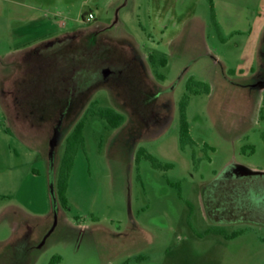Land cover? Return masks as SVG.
Returning <instances> with one entry per match:
<instances>
[{
	"label": "rangeland",
	"instance_id": "rangeland-1",
	"mask_svg": "<svg viewBox=\"0 0 264 264\" xmlns=\"http://www.w3.org/2000/svg\"><path fill=\"white\" fill-rule=\"evenodd\" d=\"M226 1L264 12V0ZM221 2L182 0L181 14L194 12L159 53L167 65L148 70L134 57L147 50L158 0H0V264H48L54 255L58 264H264L263 213L217 222L204 207V188L226 166L264 171V84L234 74L224 58L234 57L238 38L222 40ZM90 10L105 27L82 21ZM79 31L105 45L88 48L85 81L65 67L72 47L55 46L47 60L27 56ZM47 64L60 72L58 90L44 78ZM118 65L122 74L111 72ZM98 67L104 72L89 75ZM98 107L120 112L122 123L108 125ZM81 119L82 141L68 149Z\"/></svg>",
	"mask_w": 264,
	"mask_h": 264
},
{
	"label": "crops",
	"instance_id": "crops-1",
	"mask_svg": "<svg viewBox=\"0 0 264 264\" xmlns=\"http://www.w3.org/2000/svg\"><path fill=\"white\" fill-rule=\"evenodd\" d=\"M114 1L115 0H97L98 4L101 7H109L114 3ZM221 1L222 2L217 5L214 3V12L216 20L221 25V36L223 38L222 40L226 39V37L238 38L237 43L235 44V48L233 49V51H235L234 57L232 58L230 56H225L224 58L228 59V63L233 61L234 64H229L231 65L229 67H236L238 72L237 70H234V74H237L240 77L255 78L256 82H254V84H264V72H262L261 70L264 69L263 10H261L260 8L254 9L253 6L251 7L250 5H247L246 1H244V3H237V5L235 4V2L229 3L226 0ZM254 1L255 0H251L252 3H254ZM158 2L160 5L159 9H153L154 25L151 23L154 33H149L144 43V48H146L147 50L142 51L138 58L134 57L135 64L138 67L141 68L144 64H146L148 66V70L149 64L155 66L156 63L159 62L164 66L167 65L166 57L161 56L159 53H163L165 47H170L173 44L176 37L179 36L183 25L187 22H185V20L188 18L191 12H194L193 9H188L185 10V14L182 15V0H158ZM231 5L234 6L230 8ZM120 7L121 5L117 6L116 10L119 11ZM151 10L152 9L149 6L148 11L151 12ZM90 11L93 12L92 10ZM93 15L94 18L91 21L93 25H91V28L98 26H100L101 28L105 27L106 24L104 22H98V20H96L95 14ZM222 27H225V29H223ZM73 33L75 32L65 33L60 36L70 35ZM126 47L129 50L130 47ZM129 51H131V49ZM206 52L208 51L206 50ZM222 55L224 56L225 52H223ZM218 58L219 55L217 53V56L215 58H212V62L220 63V59ZM151 76L153 75L151 74ZM155 76L157 78L163 79L165 77V74L158 73L155 74ZM251 81L253 82V80ZM45 213L46 212H43V214Z\"/></svg>",
	"mask_w": 264,
	"mask_h": 264
},
{
	"label": "trees",
	"instance_id": "trees-1",
	"mask_svg": "<svg viewBox=\"0 0 264 264\" xmlns=\"http://www.w3.org/2000/svg\"><path fill=\"white\" fill-rule=\"evenodd\" d=\"M66 38H67L66 36H62L58 39H55L54 43L61 42L62 43L61 46L63 47V45H66L68 42ZM102 46L105 45L101 44V45H97L96 48H94L95 46H93V48L97 49V47H102ZM78 53L79 52L75 54V57L68 63V65H65V67L68 70L71 69L74 71L76 70V68H79L77 76L79 78H82V80H84L87 77L86 69L88 67V64L91 62V60L89 56H86L85 61L80 63L79 62L80 58ZM108 60L109 59H107V61ZM115 63L118 64L117 60ZM122 65L132 69V64L130 63L129 60H125ZM122 65H118L116 66V68L114 67L113 69L120 70L121 72L120 74H122L123 72L121 69ZM46 70H48V73L44 78L49 77L50 78L49 82L51 84V87L55 90H58L57 84L59 83V81L57 80V76L60 75V72L59 71L57 72V66L51 64L48 67H45L44 71ZM92 70L93 71L91 72L88 71L89 75H93L92 72H95L94 69ZM41 74H43V72H41ZM72 74L70 73L67 75H71L70 76L71 78ZM194 82H196L197 84H203L204 86L203 90L208 91V87L204 85L203 82L201 81H194ZM79 83L81 84L83 82L80 81ZM183 101L185 102V99ZM183 107H184V103L182 102L181 108ZM95 114L105 119L108 125L112 127L119 126L123 121V115L111 107H98L97 110L95 111ZM82 124L83 121L81 119L74 125L73 131L71 132L70 136L67 139L68 149H70L69 147H72L76 143L82 141V135H81ZM182 125L184 127V130H186V122L184 120L182 122ZM65 190H66V182L65 180L61 179L58 181V188L56 193H57V198L59 200V204L63 207L67 206ZM260 191H262V193H260ZM263 200H264V172L238 174V175L226 173L222 176H218L214 181L210 182L204 188V207L206 214L210 219L217 222L233 221L240 219L253 220L254 215L256 216L259 214L261 215L262 213L264 214V206L261 209L260 208L256 209L254 207L255 203L262 202ZM52 208H53V203H52ZM12 237L14 238V236ZM13 240L11 239L12 243H14ZM58 261H59V256L54 255L51 257L48 264H58Z\"/></svg>",
	"mask_w": 264,
	"mask_h": 264
},
{
	"label": "flooded vegetation",
	"instance_id": "flooded-vegetation-1",
	"mask_svg": "<svg viewBox=\"0 0 264 264\" xmlns=\"http://www.w3.org/2000/svg\"><path fill=\"white\" fill-rule=\"evenodd\" d=\"M86 33L85 32H75V33H73V34H70V35H65L67 38V40H68V42H67V44L66 45H63V47L61 46V42H57V43H54V40L55 39H58V38H60V37H62V36H60V37H56V38H52V39H47V40H45V41H43V43L40 45L39 43L37 44V45H35V46H33V47H31V48H28V49H26V52H27V56L31 59L32 58V60L33 59H35V57L33 56V55H37L38 57H37V59L38 58H41V59H48V56H49V54L57 47L58 49H67V51L66 52H70V50L68 49V48H70V47H72V52H79L78 54H79V58H80V60H79V62L80 63H82V62H84L85 61V59H86V52H87V50H89L88 48L90 47V45L93 47V46H95L94 48H96V46L97 45H101L102 44V41H92V40H89L88 38H86V37H84V35H85ZM81 38L82 39V41H80L79 43H75V44H73V43H70L71 41H73V40H75L76 38ZM87 41H88V43H87ZM74 45V46H73ZM56 46V47H55ZM61 46V47H60ZM42 52H45L46 54L44 55V57L43 56H41V54H42ZM82 52V53H81ZM43 57V58H42ZM75 57V55H72L69 59V62L73 59ZM96 58L97 57H95V61H96ZM68 62V63H69ZM109 62H110V60H109ZM31 64H32V62H31ZM50 64V63H49ZM111 64V63H110ZM49 65L47 64L46 65V67H48ZM111 66V65H110ZM136 65H133L132 64V68L133 67H135ZM104 70L105 69H103L102 67H98V69L97 70H95V72H92V74H94V73H103L104 72ZM110 70H111V72H113V73H117V72H119V73H121L120 72V70H114L113 68H110ZM42 72V71H41ZM115 77H117V76H115ZM70 79H72V78H70ZM142 82H144V80L141 78L140 79ZM146 83V82H145ZM258 85H260L259 83H258ZM228 174H233V175H238V174H235V173H228ZM258 201V200H257Z\"/></svg>",
	"mask_w": 264,
	"mask_h": 264
},
{
	"label": "water",
	"instance_id": "water-1",
	"mask_svg": "<svg viewBox=\"0 0 264 264\" xmlns=\"http://www.w3.org/2000/svg\"><path fill=\"white\" fill-rule=\"evenodd\" d=\"M260 172H264V171L251 169L249 167L238 165V164H231L229 166H226L223 169V171L219 174V176H222L226 173L248 174V173H260ZM49 191H50V194L53 200V207H55V193H54V187H53L52 181L50 182ZM54 215H55V211H54Z\"/></svg>",
	"mask_w": 264,
	"mask_h": 264
},
{
	"label": "built area",
	"instance_id": "built-area-1",
	"mask_svg": "<svg viewBox=\"0 0 264 264\" xmlns=\"http://www.w3.org/2000/svg\"><path fill=\"white\" fill-rule=\"evenodd\" d=\"M93 18H94V15L92 12H88L86 14H83V16H81V19L84 22H90L93 20Z\"/></svg>",
	"mask_w": 264,
	"mask_h": 264
}]
</instances>
